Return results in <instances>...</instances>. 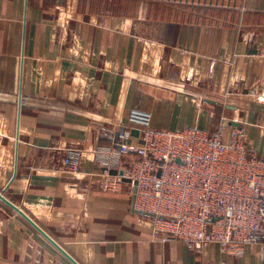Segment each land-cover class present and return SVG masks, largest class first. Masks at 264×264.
<instances>
[{
    "label": "crops",
    "instance_id": "0c3cea01",
    "mask_svg": "<svg viewBox=\"0 0 264 264\" xmlns=\"http://www.w3.org/2000/svg\"><path fill=\"white\" fill-rule=\"evenodd\" d=\"M96 1L0 0V191L81 264H264V242L231 252L153 240L132 182L101 188L95 151L113 153L126 129L137 143L139 110L163 130L226 119L264 159V0L152 9L139 22ZM70 150L77 171L63 164ZM55 250L0 200V264H54Z\"/></svg>",
    "mask_w": 264,
    "mask_h": 264
},
{
    "label": "built area",
    "instance_id": "2783aa9c",
    "mask_svg": "<svg viewBox=\"0 0 264 264\" xmlns=\"http://www.w3.org/2000/svg\"><path fill=\"white\" fill-rule=\"evenodd\" d=\"M131 120L143 128L137 143L126 129L113 153L112 146L95 151L103 188L117 191L125 178L132 182L134 209L151 216L153 240L178 239L194 250L214 243L231 252L264 242V159L240 130L228 129L226 119L213 131L154 129L151 115L139 110ZM80 160V151L70 150L63 164L77 171Z\"/></svg>",
    "mask_w": 264,
    "mask_h": 264
},
{
    "label": "rangeland",
    "instance_id": "374dc122",
    "mask_svg": "<svg viewBox=\"0 0 264 264\" xmlns=\"http://www.w3.org/2000/svg\"><path fill=\"white\" fill-rule=\"evenodd\" d=\"M206 2L210 5V0H195V1H192V0H97L95 4H96V7L99 6L102 8V10L111 11L112 13H115L118 15H129V14L134 13L136 21L139 22L141 19V15L145 13L147 14V12L152 9L154 10L155 9H166V8L174 9V7H177L182 10H191L194 8L195 9L204 8V6L202 5L200 6L199 4L204 5L206 4ZM217 3L216 1L213 0V4H215L216 6L214 8L215 10L217 9ZM123 167L128 168V165L124 163ZM102 183H103V179L100 182L102 189L111 190L109 188H103ZM130 185L128 184V186ZM119 190H121V188H119ZM119 190H117V192ZM148 216L151 218L150 215ZM54 255H55L54 264H71L64 257H62V255H60V253H58L56 250L54 251Z\"/></svg>",
    "mask_w": 264,
    "mask_h": 264
},
{
    "label": "water",
    "instance_id": "95a60500",
    "mask_svg": "<svg viewBox=\"0 0 264 264\" xmlns=\"http://www.w3.org/2000/svg\"><path fill=\"white\" fill-rule=\"evenodd\" d=\"M113 173H116L114 170ZM123 174V172H120ZM130 181V179L125 178ZM136 183V182H135ZM0 200L15 210L21 215L37 232H39L47 241H49L71 264H81L73 255H71L57 240H55L42 226H40L25 210L19 207L16 203L5 196L3 191H0Z\"/></svg>",
    "mask_w": 264,
    "mask_h": 264
}]
</instances>
